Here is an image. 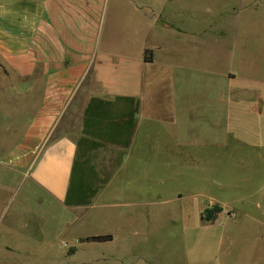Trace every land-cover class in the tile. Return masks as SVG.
Masks as SVG:
<instances>
[{
  "label": "crops",
  "instance_id": "0c3cea01",
  "mask_svg": "<svg viewBox=\"0 0 264 264\" xmlns=\"http://www.w3.org/2000/svg\"><path fill=\"white\" fill-rule=\"evenodd\" d=\"M109 1L0 0V61L20 79L25 88L22 92L30 100L19 103L23 111L19 136L1 161L70 209L74 221L70 226L80 228L98 220L113 222L139 211L137 216L144 221L145 231L140 234L134 227L126 229V248L121 253L111 245L119 242V236L108 222L103 229L68 230L72 239L105 234L112 238L78 240L79 248L71 259L59 257L62 264H232L234 258H228L229 253L252 249L239 246L243 244L240 234H229L228 241L219 245L212 241L211 246V240L206 242L203 236L195 240L194 247H187L188 259L176 263L156 260L150 254L154 248L133 240L146 235L154 239L151 242L160 252L171 250L157 239L163 235L155 222L164 220L165 215L155 214V206L164 203L156 189L170 179L165 174L172 169L173 174L188 170L187 157L190 164H198L196 152L201 144L197 139L202 137L197 132L188 136L180 131L183 121L176 102L178 76L146 40L167 33L181 38L190 34L198 40L202 33L163 21L165 16L188 12L184 4L149 9L147 21L132 27L135 35L146 39L133 54L130 40L106 37ZM243 3L231 0L232 16L264 13V0ZM145 50L150 60H145ZM171 60L187 66L181 56ZM234 76L227 74V78ZM203 103H193V110L194 104L198 108ZM231 106L234 103H224L225 117ZM195 116L191 120L198 125ZM211 146L214 148L213 143ZM209 169L214 172L218 166ZM162 172L163 176H156ZM38 202L42 204V200ZM199 212L197 208V216ZM28 218L29 223L24 219L20 223L21 232L32 237L38 232L42 235V216L33 213ZM35 224L37 230L32 232L29 227ZM255 250L258 257L248 264H264V246ZM132 252L136 254L125 258V253ZM222 254L227 259L221 260Z\"/></svg>",
  "mask_w": 264,
  "mask_h": 264
},
{
  "label": "rangeland",
  "instance_id": "374dc122",
  "mask_svg": "<svg viewBox=\"0 0 264 264\" xmlns=\"http://www.w3.org/2000/svg\"><path fill=\"white\" fill-rule=\"evenodd\" d=\"M171 3L184 4L189 11L165 16L163 21L182 24L189 31H200L202 36L198 40L190 34L181 38L167 33L148 40L134 34L133 25L146 22L149 9L157 11ZM231 8V0L109 1L106 37L130 40L133 54L146 42L154 46L159 59L167 61L173 75L178 76L175 79L181 98L178 96L176 102L181 106L183 121L180 131L188 136L195 132L202 135L197 139L201 144L196 152L198 164H190L187 157L188 170L180 174H173L174 169L166 171L169 174L165 177L169 175L170 179H165L156 189V195L164 203L155 206V214L165 215L164 220L155 222L157 231L163 235L157 239L171 250L160 252L155 242H151L153 238L146 235L133 239L154 248L150 254L156 260L185 261L187 247H194L195 240L203 236L206 242L211 240V246L212 241L219 245L221 241H228L229 234H240L243 244L239 246L252 249L229 253L228 258H234L232 264L255 261L258 257L255 249L264 246V13L243 12L235 17ZM180 56L186 61V67L171 60L173 57L180 60ZM228 73L235 76L227 78ZM21 83L0 61V264H62L64 261L59 257L71 259L79 248L77 244L86 240L85 237L72 239L68 230L107 228L108 221L98 220L80 228L70 226L74 223L70 209L53 201L29 177L2 163V155L16 142L22 126L20 113L23 111L19 103L30 102L22 92ZM200 102L204 105L197 108L194 104L193 110V103ZM227 102L234 103V107L231 106L225 117L223 106ZM194 112L198 125L191 120L196 117ZM212 166H218V170L212 172L209 169ZM197 167L204 172L197 171ZM158 175L163 176V172ZM180 194L186 197L178 199ZM36 200H42V204ZM215 204L222 208L221 212L209 220L202 218L206 209ZM138 212L108 222L119 236L118 243H111L118 253L126 248V229L134 227L140 234L145 231ZM33 213L42 216L44 233L38 232L37 237L21 232L19 226L23 219L29 223L28 217ZM29 229L36 231V224ZM222 257L221 260L227 259L226 255Z\"/></svg>",
  "mask_w": 264,
  "mask_h": 264
},
{
  "label": "trees",
  "instance_id": "16d2710c",
  "mask_svg": "<svg viewBox=\"0 0 264 264\" xmlns=\"http://www.w3.org/2000/svg\"><path fill=\"white\" fill-rule=\"evenodd\" d=\"M148 50H145V60H150L151 57L147 56L146 53ZM222 208L218 206L217 204L211 206L210 208L206 209V214L202 217L206 220H209L211 218H214L219 212H221ZM112 236L110 234H105V235H92V236H87L86 239L88 241H106L110 240Z\"/></svg>",
  "mask_w": 264,
  "mask_h": 264
}]
</instances>
